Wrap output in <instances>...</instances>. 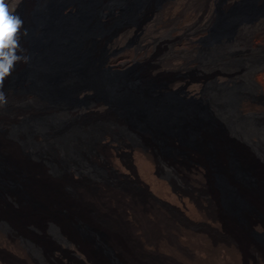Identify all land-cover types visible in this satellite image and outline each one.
Returning <instances> with one entry per match:
<instances>
[{
    "label": "bare ground",
    "instance_id": "bare-ground-1",
    "mask_svg": "<svg viewBox=\"0 0 264 264\" xmlns=\"http://www.w3.org/2000/svg\"><path fill=\"white\" fill-rule=\"evenodd\" d=\"M246 1L219 5L228 14ZM47 4L21 0L24 28L32 27L37 36L35 54L20 89L9 87L8 78L4 83L0 264H264V246L251 238L253 228L264 230V84L256 81L264 54L256 59L238 48L246 39L264 46V12L235 15L231 28L213 37L214 0H65L61 9ZM173 17L195 25L186 40L187 61L221 69L220 77L191 85L193 92L183 87L186 96L201 98L205 120L162 100L161 93L180 86L174 80L145 87V67L140 74L106 77L103 63L110 69L113 48L127 34L141 38L161 19ZM181 26L171 39L183 32ZM20 44L27 55L23 35ZM228 57L237 59L235 66L222 67ZM27 67L19 62L13 73L25 69L23 78ZM92 91L109 96L78 102ZM95 110L99 126L82 121ZM110 148L116 154L127 148L126 159L134 157L137 168L132 161L126 168L137 177L138 184L130 181L144 191L147 204L116 184L119 169L110 163ZM213 172L228 185L231 204L244 209L236 212L223 202ZM175 179L203 184L204 190L194 194ZM119 199L124 204H116Z\"/></svg>",
    "mask_w": 264,
    "mask_h": 264
},
{
    "label": "rangeland",
    "instance_id": "rangeland-1",
    "mask_svg": "<svg viewBox=\"0 0 264 264\" xmlns=\"http://www.w3.org/2000/svg\"><path fill=\"white\" fill-rule=\"evenodd\" d=\"M35 1H36V5H37V0H35ZM64 1L65 0H47V3H48L47 5L54 6V7H60L59 9H61V6H62ZM214 2H215L214 8H215L216 3H217L216 7H217L218 15H217V24L215 26V31H214L213 37H216V36L218 37L220 35H224L231 28V25H233L234 21L232 20V17H234L235 15L253 16L255 14L264 12V0L260 5H256L254 3V0H247L246 3H244L242 5H237V6L232 7L228 14H224V12L221 10V8H220L221 6L219 5L221 0H214ZM41 3H43V2H41ZM36 5H35L34 11H33V19H34V24L38 25V23L41 24V21H40V12L37 9ZM20 7H21V2L19 3V7L17 8L18 10H16L18 14H19V10H21ZM38 8H41V6H38ZM75 14H76V12L73 15H75ZM73 15H69V16H73ZM173 18L169 22H164L163 19H161L160 22L158 21L156 23V25L151 28V30L147 33V35H143V37H141V38L139 35H137L136 32H132V33L127 34L121 40L120 44H118L116 47L113 48L114 51H116V53L114 54L115 62L113 64H108L110 69L107 68V66L103 63L104 68H106V70L108 72L106 77L113 78V77L122 76V75H132L133 73L140 74L141 68L145 67V68H147L146 70L148 71V74L144 78L145 79V84H144L145 87L149 88L150 90H153V89H157L159 86H167L168 84H170V82H174V81L177 82V84L180 85L179 87H174L170 91L161 93L162 100L167 104L177 105V106H180L186 110L193 111L196 113V115L200 119L205 120L204 115L206 112H205L204 108L206 106L202 102L201 98L196 96V95L186 96L185 95V92H186L185 89H187L190 92H193L192 89L190 88L191 85H199L200 86L203 81L206 82L207 79H209V77H211L213 75L220 77L221 75L218 72L221 69L218 67L219 69H214V71H213L212 68L209 70L208 69L209 67H207V66L202 67L197 61H193V60L187 61V56L191 52V51L188 52L189 51L188 44L190 42V39L188 37H190V34L192 33V31H194L195 25L189 26L188 24L187 25L184 23L182 24L180 19H176V17H173ZM173 22H174V24H173ZM175 22H177L178 25L175 24ZM172 24H173V26H172ZM180 25H182L183 27L186 25L187 27L186 26L184 27L183 32H182V30L179 31V33H177L175 36L176 38L171 39V37L169 36L170 33L175 34L176 32H178L177 30L180 28ZM170 26L173 27L174 29L171 28ZM188 26L191 28H189ZM26 29H27V35H23V38L26 41L27 46H28V52H27V56L29 57V60L27 62L28 67L24 73L23 78H20V77H21V74L23 73V71L25 69L20 73H16V74L13 73L11 77H8L7 85L13 89H20L21 88L20 84L23 82V79L28 76V73L31 70V67H29V65H30L31 60L34 57V54H35L34 48L37 44V36L34 33L32 27L29 26V27H26ZM184 32H186V33L184 34ZM247 36H246V38H247ZM144 40H145V42H143ZM151 40L154 42H152ZM156 40H158L159 43L156 42ZM179 40H180V43H179ZM186 40H188L189 42L188 41L186 42ZM171 41H172V43H171ZM242 41L240 42L241 44H240V47H238V48L240 50L244 51L246 54L253 52L254 58L256 57V59H259L260 56L264 54V46L260 45L261 44L260 41H258L256 39L253 41H247V39H246L247 42L246 41L242 42ZM174 42H177V44H176L177 47L175 46ZM251 42H253V43L251 44ZM156 43H158V44H156ZM153 44H154V46H153ZM162 44H164V46ZM167 45H168V47H167ZM103 47L104 46H102L96 50V54H97L96 59L97 60L101 59L100 53H102L101 49ZM181 48H182V50H181ZM248 48H250L251 50ZM178 49L181 51H179ZM185 49H188V50H185ZM171 53H172V55H171ZM173 55H175V56H173ZM257 56H259V57H257ZM185 58H186V60H185ZM235 59H236L235 57H228V59H226L222 63L221 66L222 67H230V65L235 66V63L237 61V59L236 60ZM225 62H227V63H225ZM183 63H185L186 65ZM211 70H212V72H211ZM261 73L263 75H261ZM261 73L259 75H257L256 81H258L259 84L262 83V85H263L264 84V81H263L264 80V70ZM205 82H203V83L205 84ZM31 85H33L34 87L39 89V87L32 84V82H31ZM220 86H221V89L223 88L224 90H227V87H229V86L223 85V84H221ZM261 89H262L261 102L264 103V89L262 87H261ZM85 94L86 95H83V97L82 96L79 97V100H78L79 103L87 104L88 100L90 102H92L94 97H96V96H100V97L103 96L105 98H108V96H109V93L105 92V91H98L96 93L92 91V92H86ZM95 111H96L95 113L93 112V113H91V115L83 117L82 121H87V122H89L95 126H99L101 114L99 113V111H97V110H95ZM120 150L122 152L121 156L116 154V153L110 152V154L114 155V156L110 157L111 158L110 159L111 165L112 166L114 165V168L119 169V170H117V172L120 176L118 175L116 184L123 186L124 188H127L128 191L130 190V192L132 194H134V199L136 198V200H135L136 202H143V204H145V203L147 204L148 199H146L147 197H146V194L144 193V191L142 190V191L138 192L136 190V188H134L135 185H133V184H135V183L138 184V182L136 181L137 177L131 175L126 168V164L131 162V161H132V164L137 168V164L135 162V159L132 156L131 161H128V159H126L127 156L124 152V148H120ZM112 151L115 152L114 150H112ZM133 162H135V163H133ZM229 163H230L229 165L232 168L234 174H236L240 179L244 180L245 175L238 171L235 162L230 160ZM117 167H119V168H117ZM126 172H127V174H126ZM213 175H214V179H215L217 186L220 188V190L222 192L223 202L226 205H228V207L229 206L233 207L236 212H238L240 209H244L240 204H231L233 202H231L232 199L230 197V190H229V187L226 184L224 178L222 177V175L218 172H213ZM123 176H125L124 179H123ZM130 179L132 181H134V183L132 181H130ZM127 181H129V182H127ZM121 182H122V184H121ZM179 182H181V181L175 179V184L178 187H180V188L184 187L190 191H192V189H193L192 192L194 194H196V192H197V195H200L204 190L203 184H200V183H193L194 184L193 185L191 183H186V182L179 183ZM128 184H130L131 186L133 185L132 188H130L131 186ZM190 184L192 185V187ZM117 202H119V203H117ZM116 204H124V202L121 199H119L116 201ZM126 204H128V203H126ZM173 211H174L173 209H172V211L170 209L169 213L171 212L172 215H177V213L175 211L173 213ZM251 238L254 242L258 243L259 245L264 246V230H258L256 228H253L251 231Z\"/></svg>",
    "mask_w": 264,
    "mask_h": 264
},
{
    "label": "clouds",
    "instance_id": "clouds-1",
    "mask_svg": "<svg viewBox=\"0 0 264 264\" xmlns=\"http://www.w3.org/2000/svg\"><path fill=\"white\" fill-rule=\"evenodd\" d=\"M21 0H0V107L7 105L4 92L6 78L11 77L16 64L27 63L29 57L22 55L25 50L20 44L22 35H27L24 21L17 13Z\"/></svg>",
    "mask_w": 264,
    "mask_h": 264
},
{
    "label": "trees",
    "instance_id": "trees-1",
    "mask_svg": "<svg viewBox=\"0 0 264 264\" xmlns=\"http://www.w3.org/2000/svg\"><path fill=\"white\" fill-rule=\"evenodd\" d=\"M111 150H114V149L110 148V152H113V151H111ZM119 151H121V150H118V151H116V152H117L118 155H119V154L121 155L122 152H119ZM124 152H125V153L128 152V149H127V148H124Z\"/></svg>",
    "mask_w": 264,
    "mask_h": 264
}]
</instances>
